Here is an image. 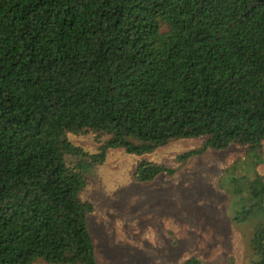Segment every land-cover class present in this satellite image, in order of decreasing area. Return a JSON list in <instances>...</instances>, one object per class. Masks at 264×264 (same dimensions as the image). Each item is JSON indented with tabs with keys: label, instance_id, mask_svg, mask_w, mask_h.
Returning a JSON list of instances; mask_svg holds the SVG:
<instances>
[{
	"label": "trees",
	"instance_id": "16d2710c",
	"mask_svg": "<svg viewBox=\"0 0 264 264\" xmlns=\"http://www.w3.org/2000/svg\"><path fill=\"white\" fill-rule=\"evenodd\" d=\"M93 133L96 153L69 135ZM264 144V0H0V264H100L82 195L109 149ZM218 179L264 264V176ZM173 169L139 160L136 182ZM203 264L197 257L182 263Z\"/></svg>",
	"mask_w": 264,
	"mask_h": 264
},
{
	"label": "rangeland",
	"instance_id": "374dc122",
	"mask_svg": "<svg viewBox=\"0 0 264 264\" xmlns=\"http://www.w3.org/2000/svg\"><path fill=\"white\" fill-rule=\"evenodd\" d=\"M69 138L91 153L104 143L93 133ZM203 141L174 140L142 156L121 148L108 150L82 195L95 206L88 222L100 264H172L192 256L203 264H250V231L233 221L229 195L218 179L226 167L245 156L242 181L248 180V172L264 176V144L259 158L251 154L248 159L246 148L232 145L179 159L201 148ZM139 160L164 165L174 173H162L149 184L136 182L133 174Z\"/></svg>",
	"mask_w": 264,
	"mask_h": 264
}]
</instances>
